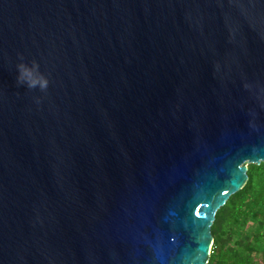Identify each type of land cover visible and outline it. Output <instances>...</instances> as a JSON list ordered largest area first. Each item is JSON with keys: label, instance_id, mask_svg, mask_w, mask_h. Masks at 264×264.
<instances>
[{"label": "water", "instance_id": "water-1", "mask_svg": "<svg viewBox=\"0 0 264 264\" xmlns=\"http://www.w3.org/2000/svg\"><path fill=\"white\" fill-rule=\"evenodd\" d=\"M262 162L264 0H0V264H207Z\"/></svg>", "mask_w": 264, "mask_h": 264}, {"label": "trees", "instance_id": "trees-1", "mask_svg": "<svg viewBox=\"0 0 264 264\" xmlns=\"http://www.w3.org/2000/svg\"><path fill=\"white\" fill-rule=\"evenodd\" d=\"M248 175L217 212L207 264H264V162L249 164Z\"/></svg>", "mask_w": 264, "mask_h": 264}, {"label": "clouds", "instance_id": "clouds-1", "mask_svg": "<svg viewBox=\"0 0 264 264\" xmlns=\"http://www.w3.org/2000/svg\"><path fill=\"white\" fill-rule=\"evenodd\" d=\"M16 79L19 86L28 88H39L41 91H46L51 83L49 77L40 69L38 60L28 61L23 55L16 64Z\"/></svg>", "mask_w": 264, "mask_h": 264}]
</instances>
